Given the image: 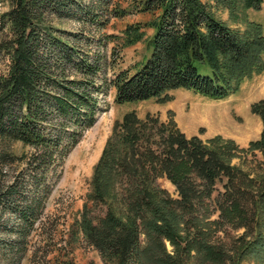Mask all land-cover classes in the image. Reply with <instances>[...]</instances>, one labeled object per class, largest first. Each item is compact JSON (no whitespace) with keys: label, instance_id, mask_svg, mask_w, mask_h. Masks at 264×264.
Segmentation results:
<instances>
[{"label":"trees","instance_id":"16d2710c","mask_svg":"<svg viewBox=\"0 0 264 264\" xmlns=\"http://www.w3.org/2000/svg\"><path fill=\"white\" fill-rule=\"evenodd\" d=\"M96 1L108 9L114 0ZM132 1L137 13L155 16L145 24L154 33L149 57L134 73L124 70L113 80L118 104L162 100L179 88L222 99L264 69L261 24L252 22L241 33L216 17L211 3L231 12L241 3L261 11L264 0ZM71 7L85 10L88 21L90 8L76 0H9L0 16V206L2 213L17 214L13 232L21 240L49 195V168L62 163L96 121L95 76L103 62L77 47L80 37L55 26L56 19H75ZM129 13L116 5L112 14ZM145 35L142 24L130 25L124 44ZM253 111L264 123V101ZM15 141L35 149L28 156L32 198L23 196L27 187L20 177L6 179V168L23 158L13 152ZM256 150L264 154V128L245 148L222 136L188 137L173 117L141 119L129 111L115 122L94 168L77 232L108 264H235L246 256L264 264V177L233 164ZM161 175L177 197L157 184ZM242 227L246 236L236 248L234 239L226 240Z\"/></svg>","mask_w":264,"mask_h":264},{"label":"rangeland","instance_id":"374dc122","mask_svg":"<svg viewBox=\"0 0 264 264\" xmlns=\"http://www.w3.org/2000/svg\"><path fill=\"white\" fill-rule=\"evenodd\" d=\"M76 1L90 8H87L90 11L88 21L85 20V10L77 12L76 7H71L70 11L75 14V19H56L55 26L63 31V34L70 35V38L75 35L80 37L77 47L82 52L86 51L90 59H97L99 56L103 62L102 71L95 76V83L100 88L96 95V121L83 131L81 139L64 161L49 168L46 174L49 195L27 230L25 240L19 239L13 232V228L20 224L17 214L12 209L2 213L0 206V264H108L98 250L84 241L83 234L77 232V223L81 219L85 203L89 200L94 168L113 134L115 122L122 120L125 113L135 110L141 119L151 114L161 121H168L173 117L188 137L198 135L207 141L222 136L235 140L245 148L250 142L259 140L263 132V120L253 111V105L264 101V69L245 78L239 91L222 99L208 98L179 88L168 90L162 100L153 98L137 103L118 104L115 101L116 88L112 82L121 71L134 73L149 57L154 29L145 24L155 16L151 13H137L131 8L132 0H114L108 9L96 0ZM211 3L216 17L230 27L244 33L252 22L258 23L262 26L264 36V3L261 11L244 8L241 3L233 12L222 5ZM116 5L128 8L132 13L114 16L112 13ZM8 8L9 0H0V16ZM95 15L97 21H92L91 18ZM137 23L143 25L146 32L144 39L125 45V29ZM5 62L7 64V61ZM12 149L23 158L6 168V179L20 177L27 187L23 196H37L34 193L31 178L33 173L28 161L29 154L35 149L21 141H15ZM254 154L256 155L249 154L246 159L245 154L234 158L233 164L249 172L251 177L260 179L264 177V154L259 150ZM157 184L166 188L172 196H178L176 187L165 175L158 177ZM218 188L221 189L220 184ZM216 215L217 213L213 217ZM246 230L244 227L232 230L231 235H228L230 238L227 237L226 241L230 243L234 239L236 243H233V246L240 248L243 243L241 238L246 236ZM252 237L253 234H249L247 239ZM193 264L201 262L193 261ZM235 264L261 263L246 256L240 257Z\"/></svg>","mask_w":264,"mask_h":264}]
</instances>
